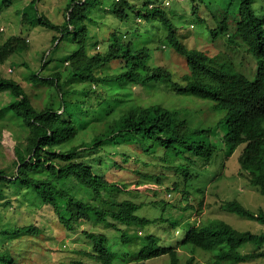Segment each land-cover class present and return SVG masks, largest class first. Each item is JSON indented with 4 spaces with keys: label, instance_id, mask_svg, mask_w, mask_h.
I'll return each mask as SVG.
<instances>
[{
    "label": "trees",
    "instance_id": "1",
    "mask_svg": "<svg viewBox=\"0 0 264 264\" xmlns=\"http://www.w3.org/2000/svg\"><path fill=\"white\" fill-rule=\"evenodd\" d=\"M39 1L43 0H31L24 7L22 24L42 25L60 34L53 37V42L60 41L57 49L67 43L75 51L64 55L51 74L37 71L26 77L32 87L45 89L41 108L35 106L20 82L0 77V93L11 96L0 110V119L8 118L18 128L16 134L19 130L27 133L25 142L15 150V173L0 169V195L5 186L23 190L28 202L52 206L59 222L73 232L87 222L116 228L110 223L113 220L140 229L158 222L138 216L144 204L128 198L138 192L131 190L130 184L110 180L105 171L114 166L131 170L141 177L135 181L137 187L152 182L161 185L163 178L156 171L144 174L140 166L156 169L163 161L166 164L161 167L183 177L186 187L199 176L190 169L195 165L194 158L205 166L214 160L219 147L206 140H211L218 126L193 130L188 121L178 117V111L148 102L154 100L150 88L158 87V91L163 85H174L169 69L171 54L187 60L189 73L184 76L187 84L181 94L209 89L205 98L216 103L217 111L225 113L227 133L223 140L228 145V155L243 146L239 157L243 175L264 195V19L259 0H189L190 13L176 6L186 0H107L108 8L104 6L106 0H69L66 20L61 25L38 13ZM6 2L11 4V0L1 4ZM109 15L121 23L112 27L107 21ZM133 20L135 23H131ZM187 24L200 31L197 35L211 41L229 36L231 44L244 47L258 61L255 78L250 80L231 60L210 58L199 49H190L180 32ZM106 26L113 29L107 32ZM92 27L103 28L106 38L100 39L98 34L97 41ZM1 32L4 34L5 29ZM30 42V38L20 35L10 36L0 45V64L28 51ZM103 42L108 45L106 50L92 55L90 46L97 48ZM52 62L48 60L42 71ZM214 78L216 82L211 85ZM74 84L77 87H72ZM150 158L157 160L149 164ZM186 193L189 194L187 190ZM222 207L264 225L261 209L251 211L239 200ZM122 233L121 247L126 252L120 255L106 234L83 231L93 243V250L83 254L101 264L127 263L130 259L147 264L166 255L170 264L180 263L178 252L161 246L157 236H148L146 243L132 252L139 235ZM43 234L35 225L3 224L0 215V264H24L20 241ZM184 244L214 253L212 264L264 259V232L239 231L224 220L190 226ZM249 244L257 250L242 253L241 249Z\"/></svg>",
    "mask_w": 264,
    "mask_h": 264
},
{
    "label": "rangeland",
    "instance_id": "2",
    "mask_svg": "<svg viewBox=\"0 0 264 264\" xmlns=\"http://www.w3.org/2000/svg\"><path fill=\"white\" fill-rule=\"evenodd\" d=\"M2 1L0 0V45L13 34L20 35L24 39L30 38L31 42L29 43L28 51L12 55L6 63L0 64V77L13 78L20 82L25 87L27 94L31 96L35 106L41 108L45 97V89L32 87V81L26 80V77L37 71L42 72L43 75L51 74L53 71L51 69L55 65L59 66L63 56H70L75 51V48L73 45L62 43L57 49L60 41L53 42V37H60V34L42 25L29 26L22 24L21 12L31 0H11V4L6 2V5L1 4ZM68 2L69 0L39 1L37 10L40 15L57 25H61L66 20ZM259 4L262 5L260 7L262 9L261 18L264 19V0H259ZM189 5V0L181 2L180 5L176 4L179 11L184 10L187 13H190L191 9ZM104 6L106 8L109 7L107 0L104 2ZM189 15L187 14V16ZM107 21L112 27L121 23L114 15H109ZM134 21L131 23H135ZM2 28L5 29L4 34L1 32ZM92 28L93 33L97 34V41L99 39L98 34H100V39L106 38L102 34L104 29L107 32L113 29L108 26L104 29ZM122 29L126 30L127 27H122ZM180 32L183 41L189 48L199 49L208 53L211 57L220 54L221 57L233 61L236 66L247 72L241 73L245 74L250 80L255 78L257 59L251 57L244 47L231 44L228 41V37L223 38V36H220L217 38V42H213L210 40L211 38L197 35L200 31L191 27L190 24L182 27ZM107 46L103 42L97 48L90 46L89 51L93 55L105 51ZM170 52H172L171 49ZM170 57V62L168 58L166 60L169 62V69L173 74L174 85H163L158 91H156L158 87L150 88L149 90L154 92L152 94L154 100H149L148 102H158L172 110L178 111V117L187 120L193 130L218 126L217 133L211 140H206L217 144L219 147L211 165L205 166L203 162L194 158L195 165L190 167L199 176L188 187L181 186L179 188L173 187V185L176 182L181 184L182 179L177 177L174 171L162 168L161 166L166 164L163 161L158 164L156 169L140 166V170L144 174L156 171V174L163 178V184L161 185L152 182L144 184L142 187H137L135 181L141 180L138 174L131 170L118 169L115 166L107 169L105 174L110 180L130 184V189L138 192L137 195L128 197L136 203L145 204L137 212L138 216L151 220L158 219V222L152 223L144 229L139 227L128 228L110 220V223H114L116 228H107L103 225L87 222L81 227H77L73 232L59 222L52 206L48 204L35 205L27 201L23 190L5 186L0 195V215L2 216L3 224H7L10 227L35 225L44 231L41 236L24 238L20 241L19 245L25 254L24 264H72L79 261L84 264H101L83 254L85 251L91 252L93 250V243L83 235V231L106 234L110 237L115 251L120 255L126 252L121 247L123 231H127L130 236L136 237L137 234L139 235L137 246L131 249L132 252L138 251L146 243L148 236L155 235L159 238L161 246L174 248L176 251L178 248L181 258L180 264H188L190 259H194V264H212L214 260V253L199 248H195V250L191 245L184 244L190 226L195 224L205 226L210 221L220 219L239 231H250L257 234L264 232V225L259 224L257 221L223 209L222 206L226 202L239 200L251 211L257 212L260 209L264 211V195L261 194L258 188L253 187L249 179L243 175L239 161L243 146L228 155L229 148L223 140L224 135L226 136L227 133V125L224 122L225 113L215 110L212 101L200 100L177 93L176 88L182 83V77L189 72V69L185 58L177 54H171ZM50 59L53 60L52 64L49 65L47 70L42 71V66ZM247 66L248 69H246ZM10 69H13V72H10ZM253 69H255L254 72L251 71ZM56 70L58 72L62 71L61 68H56ZM72 87H77V85L74 84ZM10 101L11 96L9 93H0V110ZM17 131L18 128L13 126L8 118L0 119V169L6 170L9 174L15 173L16 147L20 142H25L27 137V133H22L19 130V133L16 134ZM89 137L90 135L87 138ZM156 160V158L155 160L150 158L148 162L149 164L155 163ZM121 163L126 166L123 161ZM132 167L136 168L137 166L134 164ZM186 190L189 194H186ZM198 190L202 191V193H199ZM170 192L172 193L171 197H169ZM5 203L7 205L3 207ZM190 204L193 205L195 210L183 211V208ZM241 250L242 253H250L256 251L257 247L249 244ZM115 264H137V262L130 259L127 263L116 261ZM147 264H170V257L167 255L154 258L148 261ZM241 264H264V259L247 260Z\"/></svg>",
    "mask_w": 264,
    "mask_h": 264
},
{
    "label": "clouds",
    "instance_id": "3",
    "mask_svg": "<svg viewBox=\"0 0 264 264\" xmlns=\"http://www.w3.org/2000/svg\"><path fill=\"white\" fill-rule=\"evenodd\" d=\"M194 28V27H193ZM225 37H228V41H229V36H223V38H225ZM217 40V39H216ZM216 40H213V42H217ZM184 42V41H183ZM185 43V42H184ZM186 44V43H185ZM187 45V44H186ZM234 46H237V45H234ZM190 49H194V48H190ZM205 54H207L210 58H214V57H211L208 53H206V52H204ZM251 57H254V56H252L251 54H249ZM219 56V57H218ZM215 57H218V58H221V59H226V58H224V57H221V55L220 54H218L217 56H215ZM255 58V57H254ZM256 59V58H255ZM237 69L239 70V71H241V72H243V73H247V72H245L243 69H241V67H239V66H237ZM246 69H248V66L246 67ZM10 72H12V69H10L9 70ZM251 71H255V69H253V70H251ZM250 72V71H249ZM189 73V72H188ZM187 75V74H186ZM185 76V75H184ZM184 76L182 77V83L181 84H179L178 86H177V93H180L181 94V90H182V88L187 84L186 83V81H184L183 79H184ZM215 82H216V80H215V78L213 79V80H210V84L211 85H214L215 84ZM210 94V91H209V89H207V87H205V88H203V89H200V90H197V91H195L194 93H190V94H181V95H183V96H188V97H193V98H196V99H200V100H206V101H212V100H209V99H206L205 97L206 96H208ZM213 103H214V106H213V108L216 110V103L214 102V101H212ZM181 120H185V119H183V118H180ZM185 121H187V120H185ZM195 130V129H194ZM201 130H205V129H201ZM213 137V136H212ZM236 152V151H235ZM242 153V152H241ZM241 155V154H240ZM192 167H190V169H191ZM175 173V172H174ZM178 177V176H177ZM181 179H182V182H181V184L179 183L178 184V186L179 187H185V184H183V181H184V178L183 177H180ZM193 182V181H192ZM191 182V183H192ZM177 183V182H176ZM191 183H189V184H186V187H188ZM150 184V183H149ZM160 185V184H159ZM158 185V186H159ZM140 187H142V186H140ZM173 187H176L175 186V184L173 185ZM157 190V189H156ZM198 192L199 193H202V191H200V190H198ZM187 194V193H186ZM172 196V193L170 192L169 193V197H171ZM186 200V199H185ZM187 201V200H186ZM189 201H190V199H189ZM142 204H144V203H142ZM145 205V204H144ZM191 206H193L192 204H190ZM189 205V206H190ZM189 206H187V207H189ZM186 208V207H185ZM185 208H183V211H185L184 209ZM195 210V209H194ZM194 210H192V211H194ZM151 220V219H150ZM158 220V219H157ZM220 220V219H219ZM210 223H207V224H205V226H208ZM195 226H197V227H202V225H199V224H195ZM179 232V231H178ZM180 247H185V246H180ZM196 250V249H195ZM176 251V250H175ZM176 252H178V254H179V251H178V248H177V251ZM167 256V255H166ZM179 258H180V254H179ZM191 260V259H190ZM180 262H181V258H180ZM180 264V263H179ZM189 264V263H188ZM193 264H194V261H193Z\"/></svg>",
    "mask_w": 264,
    "mask_h": 264
}]
</instances>
